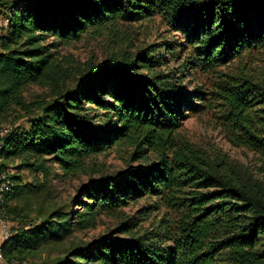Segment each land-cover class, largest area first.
Instances as JSON below:
<instances>
[{
    "label": "trees",
    "instance_id": "obj_1",
    "mask_svg": "<svg viewBox=\"0 0 264 264\" xmlns=\"http://www.w3.org/2000/svg\"><path fill=\"white\" fill-rule=\"evenodd\" d=\"M6 3V10L0 8L7 21L0 29V174L7 157L25 151L49 157L66 174L82 170L90 157L112 147L129 148L130 158L144 163L83 184L77 196L48 212L38 207L39 221L21 216L23 207L11 202L29 204L46 185L25 192L21 179L7 175L14 186L3 219L20 226L10 224L1 249L6 263L29 264L31 253L59 246L98 214L147 199L139 218L119 226L121 233L131 234L128 238L72 242L49 264H264V180L212 159L180 133L189 115L216 109L236 144L264 164V83L250 74L221 73L217 91L199 86L188 91L175 83L173 72L159 70L165 52L179 68L206 75L245 54H264V0ZM156 18L182 40L148 45L121 61L90 68L78 84L66 86L68 70L53 52L58 43ZM49 38L54 42L48 44ZM138 67L150 73L140 75ZM30 84L49 88L54 101L27 103L24 93ZM256 105L261 109L248 115ZM13 108L34 116L28 130L2 125ZM151 214L149 228L131 233Z\"/></svg>",
    "mask_w": 264,
    "mask_h": 264
},
{
    "label": "rangeland",
    "instance_id": "obj_2",
    "mask_svg": "<svg viewBox=\"0 0 264 264\" xmlns=\"http://www.w3.org/2000/svg\"><path fill=\"white\" fill-rule=\"evenodd\" d=\"M13 0H0V8L6 10V2ZM6 5V6H5ZM5 6L4 8H2ZM1 26H7L5 14L0 15ZM182 40L181 34L175 32L172 27L163 19L156 18L153 21H143L136 24L122 25L114 29L106 30L102 34H91L83 36L80 40L71 42H60L53 50L58 60L62 61L64 67L68 70L66 86L74 87L82 80V74H87L90 68L108 64L111 60L121 61L127 54H136L144 50L148 45L157 44L162 46L163 43H174ZM48 44L54 42L53 38L47 40ZM164 54V52H163ZM166 61L159 70L168 73L173 72L175 83L183 89L192 91L196 86L203 87L210 91H217L218 74H230L240 76L250 74L263 84L264 82V54L257 52L245 54L229 65L217 69V74L206 75L196 70L179 68V64L174 57L165 52ZM139 66V65H138ZM181 71V72H178ZM140 75H148L147 69L138 67L135 71ZM24 97L27 103L35 101L47 102L54 101L55 95L49 88L30 84L25 88ZM15 108V107H14ZM6 115L2 125L8 127L28 130L30 122L34 119L33 115H28L20 109H14ZM261 109L258 105L251 108L247 113L255 114ZM12 110V109H11ZM216 109L205 111L199 114L189 115L180 129V133L188 138L192 143L205 151L212 159H220L225 165L235 166L240 170L250 171L254 177L264 180V164L259 161V156L250 151L246 146H238L233 140V135L227 127L220 121ZM255 112V113H254ZM247 115V116H248ZM131 150L129 148L119 149L112 147L108 151L90 157L85 167L75 173L66 174L61 170L58 164L48 161L49 157H31L28 151L20 152L17 156L7 157L4 161L5 175L21 179L19 186L27 192L34 186L46 185V190L38 195L31 196L28 201H12L11 205H20L23 207V214L27 220H40L37 208L42 207L44 212H48L51 207L63 205L73 197L77 196L79 189L83 184L90 181L98 180L105 175L124 171L130 167H140L144 163L134 161L130 158ZM129 153V154H128ZM149 160L154 159V155H149ZM29 167L28 164H33ZM43 164V166H42ZM48 171V173H46ZM149 200L141 199L137 202H131L129 205L120 208L114 212L98 214L94 221H90L85 229H76L73 235L57 247L48 245L39 251L31 253L28 256L29 264H49L56 256L64 254L66 247L72 242H95L105 236L113 238H128L129 233H121L119 226L126 222L128 218H139L138 210L148 205ZM74 209L78 207L74 206ZM148 214V212L146 213ZM155 215H150L146 221H138L137 228L131 229V233L141 232V229L149 228L154 222ZM36 221V222H38ZM33 223V222H29ZM10 228L19 227V223L10 219ZM35 225V223H33ZM31 226V225H29Z\"/></svg>",
    "mask_w": 264,
    "mask_h": 264
},
{
    "label": "bare ground",
    "instance_id": "obj_3",
    "mask_svg": "<svg viewBox=\"0 0 264 264\" xmlns=\"http://www.w3.org/2000/svg\"><path fill=\"white\" fill-rule=\"evenodd\" d=\"M6 133V131H5ZM2 149V143L0 142V152ZM13 183L7 178V175L0 174V223L7 224L3 219V206L5 204L6 197L10 194L13 188ZM5 264H26L20 262H12V263H5Z\"/></svg>",
    "mask_w": 264,
    "mask_h": 264
},
{
    "label": "crops",
    "instance_id": "obj_4",
    "mask_svg": "<svg viewBox=\"0 0 264 264\" xmlns=\"http://www.w3.org/2000/svg\"><path fill=\"white\" fill-rule=\"evenodd\" d=\"M9 235H7L5 237V234H4V231L2 229V227L0 226V261H1V264H5L6 263V260L3 259L2 257V254H1V249L2 247L4 246L6 240L8 239Z\"/></svg>",
    "mask_w": 264,
    "mask_h": 264
},
{
    "label": "built area",
    "instance_id": "obj_5",
    "mask_svg": "<svg viewBox=\"0 0 264 264\" xmlns=\"http://www.w3.org/2000/svg\"><path fill=\"white\" fill-rule=\"evenodd\" d=\"M0 32H1V31H0ZM9 131H10V130L6 131V134H8ZM6 134H3V135L1 136V138L4 137ZM0 226L2 227V229H3V231H4L5 237H6L7 235H10V228H9V225H8V224H2V223H0ZM0 264H1V261H0Z\"/></svg>",
    "mask_w": 264,
    "mask_h": 264
}]
</instances>
